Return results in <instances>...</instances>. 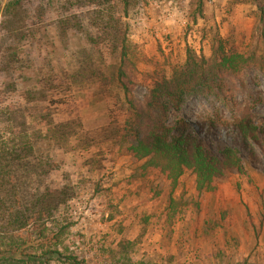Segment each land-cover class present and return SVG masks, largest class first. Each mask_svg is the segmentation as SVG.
<instances>
[{"label": "rangeland", "instance_id": "obj_1", "mask_svg": "<svg viewBox=\"0 0 264 264\" xmlns=\"http://www.w3.org/2000/svg\"><path fill=\"white\" fill-rule=\"evenodd\" d=\"M25 1L21 23L26 26L24 19L29 18L27 25L36 23L33 28L38 33L34 40L30 36L24 41L29 45L19 46L23 45L27 70L17 79L18 92H8L6 104L0 108L49 106L52 124H38L40 115L46 113L32 108L25 114L30 117L27 131L38 134L36 151L57 166L46 185L74 189L67 206L44 228V248L35 245L28 253L56 250L76 256L78 264H264V159L243 154L247 175L234 174L217 181L216 193L199 194L191 172L173 188L160 172L143 171V163L126 155L119 144L111 140L95 144L91 134L114 126V122L123 124L127 108L123 93L114 88L106 93L84 82L71 88L64 73L92 67L110 86L119 59L108 46L99 52L73 30L67 41L60 38L55 26L65 0H54L50 6L48 0ZM12 2L0 0V47L4 49L13 44L4 31L9 21L6 9ZM203 2L204 18L195 23L189 18L192 0H151L130 20L133 43L147 57L159 56L160 50L181 55L187 45L199 50V29L210 27L223 37L234 38L244 53L256 47L258 40L253 35L258 19L253 6L241 0ZM38 7L43 10L42 22H37ZM76 11L69 10V14ZM140 70L152 71L144 64ZM44 79L49 80V86ZM6 84L0 73V88ZM229 89L227 98L191 96L183 117L194 123L215 122V137L238 147L240 138L232 129L245 108L256 102L257 123L264 121V73L248 72L229 81ZM31 90H45L47 105L28 103L27 92ZM147 92L146 87H138L135 100L143 102ZM176 119L173 113L171 123ZM223 121L228 126L221 124ZM72 123L75 130L66 139L50 131L53 126ZM59 233L60 242H55ZM6 243L0 237V259ZM0 264L5 263L0 260Z\"/></svg>", "mask_w": 264, "mask_h": 264}, {"label": "trees", "instance_id": "obj_2", "mask_svg": "<svg viewBox=\"0 0 264 264\" xmlns=\"http://www.w3.org/2000/svg\"><path fill=\"white\" fill-rule=\"evenodd\" d=\"M49 6L54 0H48ZM151 0H65L61 4L62 16L55 30L67 41L70 30L82 35L96 50L108 46L113 56L119 59L110 86L105 84L92 67L82 66L64 73L68 86L86 83L87 86L111 92L112 88L123 93L126 118L123 124L114 122L91 134L93 142L106 140L119 144L126 155L142 162L143 171H158L173 188L191 172L199 194L217 192V181L234 174L247 175L243 154L258 160L264 159V121L257 123L254 109L257 103L248 105L236 119L233 131L239 135V146H231L215 137V122H193L183 117L187 100L196 94L228 97L229 81L239 80L246 73H264V0H241L255 8L258 23L255 31L256 47L249 53L241 51L232 37H223L210 27L199 29L200 49L187 45L183 53L173 51L159 56L147 57L131 39L130 20L143 12ZM25 0H13L7 7L5 33L13 44L0 47V73L7 84L0 88V106L6 104L8 92H18L17 79L23 78L26 61L23 45L38 33L33 26L21 23ZM39 9V10H38ZM39 18L44 19L38 7ZM86 11L77 13V11ZM69 10H77L69 14ZM189 18L195 23L204 18L203 0H192ZM33 20V19H30ZM24 43L20 48L19 46ZM208 50V53L205 52ZM149 66L151 72H142L141 65ZM29 80V79H28ZM26 80V81H28ZM45 86L49 80L44 79ZM106 80V81H105ZM69 83V82H68ZM148 92L143 102H137L134 92L138 87ZM51 88V87H50ZM27 102L45 104V90L27 92ZM30 104V105H31ZM26 108H0V237L6 239L7 250L0 259L5 264H78L74 255H63L59 251H46L32 255L28 250L35 245L44 248V228L55 214L66 207L74 196L69 185L51 189L46 182L57 166L36 151L38 134L28 133L26 112L35 110L41 114L38 124L51 125L49 106L31 105ZM175 113L177 119L171 123ZM41 120V121H40ZM48 120V121H47ZM221 124L228 126L227 122ZM73 126V127H72ZM78 126H76L77 128ZM75 130L74 123L53 126L60 137L68 138ZM211 134L213 136L210 137ZM125 149L123 150V148ZM243 151V152H242ZM55 235V242H60ZM123 245H121L122 247ZM123 250L126 248L123 247Z\"/></svg>", "mask_w": 264, "mask_h": 264}]
</instances>
